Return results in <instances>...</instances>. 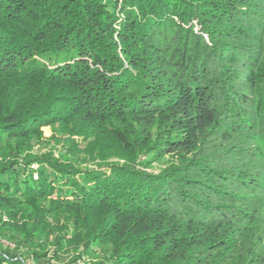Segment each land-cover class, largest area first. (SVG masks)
Listing matches in <instances>:
<instances>
[{"label":"trees","instance_id":"trees-1","mask_svg":"<svg viewBox=\"0 0 264 264\" xmlns=\"http://www.w3.org/2000/svg\"><path fill=\"white\" fill-rule=\"evenodd\" d=\"M0 264H264V0H0Z\"/></svg>","mask_w":264,"mask_h":264},{"label":"rangeland","instance_id":"rangeland-1","mask_svg":"<svg viewBox=\"0 0 264 264\" xmlns=\"http://www.w3.org/2000/svg\"><path fill=\"white\" fill-rule=\"evenodd\" d=\"M42 130H43V133H44L45 137H49L51 135V129L49 127H44ZM155 167H158L157 164H155ZM73 254L74 253L71 252L70 256H74Z\"/></svg>","mask_w":264,"mask_h":264}]
</instances>
